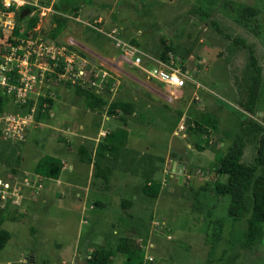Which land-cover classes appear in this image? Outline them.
I'll list each match as a JSON object with an SVG mask.
<instances>
[{"label": "rangeland", "instance_id": "obj_1", "mask_svg": "<svg viewBox=\"0 0 264 264\" xmlns=\"http://www.w3.org/2000/svg\"><path fill=\"white\" fill-rule=\"evenodd\" d=\"M116 1L81 4L77 16L65 15L66 22L55 37L51 36L50 14H26L18 22L20 33L23 37L40 35L58 45L70 44L71 35L86 44L92 41L91 36L102 40L109 53L107 59L95 64L93 58L89 61L96 66L97 76L104 74L102 81L95 76L98 86H90L107 100L97 109L110 119L102 127L126 132L130 127L133 142L141 141L140 148L149 145L150 149L122 153L123 148L117 146L106 161L110 169L103 173L110 176L105 182L78 159L79 146L83 145L78 135L87 133L78 123L86 120L91 125L98 115H70L64 110L52 116L49 107L44 110L37 104L35 121L25 139L0 142V176L14 174L29 178L32 184L21 190L23 195L0 193V227L10 233L0 249V264H92L91 249H116L120 244L142 248L143 264H264V234L251 247L243 246L248 214L232 213L231 197L212 190L220 176L213 166L215 157L227 150L241 121L253 116L261 125V130L246 140L243 162L254 160L258 140L264 137V0H139L135 4L118 0L121 6H116ZM32 16H37V23L27 28ZM99 17V25L124 23L129 33L126 37L135 35L139 47L150 56L157 57L164 46H170L189 78L186 85L168 90L137 67L121 62L111 39L84 23ZM5 34L8 37L12 32ZM238 38L253 46L261 68L253 115L238 105L246 97L253 73L247 49ZM70 45L75 48V43ZM75 49L84 55L77 46ZM39 61L42 67L47 59ZM143 62L149 60L144 57ZM39 71L38 101L52 100L54 84L61 89V98L73 93V84L51 71ZM117 100L132 102L135 112L124 114L114 109L109 114L108 104ZM121 115L127 119L121 120ZM57 117L60 125L48 127L47 122ZM202 118L209 121L203 125L206 133L195 129V120ZM65 127L76 133L62 131ZM39 130L49 139L43 144L32 134ZM144 131L142 140L138 136ZM126 142L130 144L126 138L124 146ZM131 150H136L133 156ZM46 153L70 164L71 168L60 172L62 183L33 173V163ZM146 178L160 181L154 198L141 193ZM126 198L131 205L122 206ZM93 200L102 203L96 205ZM122 260L117 254L107 263L121 264Z\"/></svg>", "mask_w": 264, "mask_h": 264}, {"label": "trees", "instance_id": "obj_2", "mask_svg": "<svg viewBox=\"0 0 264 264\" xmlns=\"http://www.w3.org/2000/svg\"><path fill=\"white\" fill-rule=\"evenodd\" d=\"M90 2H92V0H54V13L50 14L51 22L53 25L51 36L55 37L63 28L66 22V14L77 16L79 14L81 4ZM247 9H249L250 12L253 11L248 7ZM23 19L24 17L17 18L18 22ZM37 20V16H32L27 20L26 27H33L37 23ZM102 24L105 25L104 23ZM20 27L21 26H19V24L15 25L11 31V35L21 36ZM121 34L122 36L126 35V29H124ZM237 40L243 47L247 49L249 66L253 71V73L250 74V82L247 85L246 97L240 99L238 105L242 110L253 115L256 113L255 107H257V87L260 84L259 82L261 68L257 64L253 46L243 38H238ZM6 41V43L9 44L16 43L15 39L11 38L10 36L7 37ZM53 42L55 43V41ZM130 42L139 47L135 37H132L130 39ZM68 47L74 51L76 50L71 45H69ZM169 52L178 57L175 52L171 50L170 46H164L157 58L166 60L168 58L167 55ZM148 60L149 62L145 64L151 65L153 63L152 60ZM73 85V93L75 95L83 97L85 108L100 109L107 104L106 98L102 94L98 93L95 89H92L90 86L80 84ZM44 99L47 103V106L43 108L45 110L50 107L49 104L51 105L52 100L50 98ZM44 99L38 101V105L40 107L42 106L41 104L42 101L44 102ZM29 106L30 103L22 105L21 107L15 106V104L10 101V97L5 94L0 88V110H9L13 112L18 111L24 113L27 112ZM114 109H121L124 114H132L135 112L136 107L132 102L117 100L108 104L107 112L111 114L113 113ZM120 119L125 121L126 117L121 115ZM196 120L195 129L205 133L208 132L207 128L203 126L204 123L209 122L208 119L202 118L201 121L200 119L197 121ZM260 130L261 125L253 116L241 121L239 131L234 135V138L230 142L227 150L223 154L217 155L215 157V162L213 165L215 171L220 175L219 178L216 179L212 184L213 192L217 195H228L231 197L232 213L236 214L237 216L248 214L246 220L247 228L241 237L242 245L245 247H251L264 234V137L260 136L258 140L256 156L252 162L245 163L241 159L248 136L250 137V134H253L254 132H258ZM124 137L126 139V130L122 128H116L110 132L105 133L103 139L97 143V156L95 157V160L93 162L92 175H96L97 178H100L105 182L109 181L110 173H103L104 170L110 169L109 165L101 166L99 155H101L100 153H102L105 149L107 151L114 152L113 150L115 148H118L122 145L119 144L125 140ZM199 147L202 148L201 146ZM78 153V159L80 161H91V157L89 156L86 148L83 145L79 146ZM63 164L64 163L63 161H61L60 157L46 153L37 159L34 164L33 171L37 175L44 178L57 179L60 175ZM140 189L142 194L154 198L157 196L160 189V181L149 180L146 178L145 181L141 184ZM93 201L96 205L102 203L98 200ZM131 202L132 201L130 199H123L122 206L131 205ZM9 237V231L5 228L0 227V249H2ZM90 253L91 256L89 260L92 264H112L107 263V259L113 258L117 254H121L123 256L121 264H143L144 251L142 248L134 244H120L116 249L110 248L107 250L93 248L91 249Z\"/></svg>", "mask_w": 264, "mask_h": 264}, {"label": "built area", "instance_id": "obj_3", "mask_svg": "<svg viewBox=\"0 0 264 264\" xmlns=\"http://www.w3.org/2000/svg\"><path fill=\"white\" fill-rule=\"evenodd\" d=\"M53 1L0 0V88L10 97V101L15 106L21 107L30 103L27 112L24 113L0 110V142L24 140L28 127L35 121V111L40 95L38 91L41 80L39 68L51 71L71 84L98 86L99 82L95 79L98 75L95 71L96 67L89 66L76 51L68 47L73 43L71 39L68 45H57L53 41H46L40 35L23 37L9 34L16 43L5 44L7 42L5 32L12 31L18 24L17 18L22 9L28 8L27 15L38 13L45 16L54 13ZM78 20L84 21L79 18ZM100 20L97 18L92 22L85 21L84 23L111 39L114 48L119 52L121 62L137 67L148 77L167 87L168 90H178L186 85L189 78L181 71L180 61L173 53L169 52L166 60L149 56L140 47L130 42V39L135 36L129 38L126 35L122 36L121 32L125 26L120 24L99 25L97 23ZM41 57L47 59L46 65L42 67L39 61ZM144 57L151 59L153 63L146 65L143 62ZM97 77L102 81L104 74L102 78ZM96 91L99 92V89ZM41 105L43 109L47 103L42 102ZM177 173L181 174V170ZM22 178L11 174L6 177L0 176V193L22 194V189L32 185L29 178Z\"/></svg>", "mask_w": 264, "mask_h": 264}, {"label": "crops", "instance_id": "obj_4", "mask_svg": "<svg viewBox=\"0 0 264 264\" xmlns=\"http://www.w3.org/2000/svg\"><path fill=\"white\" fill-rule=\"evenodd\" d=\"M127 1L135 4V1L138 2L139 0H127ZM119 2L120 1H118V0L116 1V6H121V4H119ZM104 24L105 25H111V23H108V22H105ZM116 24L123 25V26H125V29H126V25L124 23L118 22V21H113L112 22V25H116ZM126 34H129V33H127V31H126ZM130 37H132V36L130 35ZM69 39L72 40L73 44L75 43V48L77 46L79 48V50L84 53V55H79V56L83 60H85L89 66L93 65L89 61H92L93 60L92 62H94V64H95V62H99L100 60H104L105 61L107 59V57H108L107 55L109 53H108L107 50H104L103 49L105 47L103 45L102 40H96L93 36H91L92 41H89V42L87 41L88 42L87 44H89V45H87L84 42L82 43L83 40L81 41L80 39H77L73 35H71V37H69ZM89 39H90V35L88 37V40ZM105 43L106 42H104V44ZM90 58H93V59L90 60ZM118 58H119V56H118ZM39 85H40V83H39ZM59 91H61V89L59 87H57L56 84H54L51 87L50 93L52 95V103H51V105H50L49 108H50V114L52 116L61 115L60 112H63L64 110H65L66 113H69L70 115L75 114L77 112H78L77 114H83V116H86V117L88 115L89 116L90 115L91 116L98 115L97 118L95 119V121H92V124L91 125L87 124V121L86 120H80L79 123H78V127H80V128H83V126L86 127V132H87V133H82V134H79L78 135V138H80L79 144L80 143L83 144V146L86 148V151L88 152L89 156L91 157V161L90 162H85V161H81V162L87 163L88 164V168L91 171L93 169V162L95 160V157L93 158L92 156L93 155L95 156L97 143L100 142L103 139L105 133L111 131V130L109 131L108 129H103V127H102L103 124L107 120H110L109 119V116L106 115V114H104V113L98 112L97 109H87V108H85L84 100H83V97L82 96H78V95H75L74 93H71V94H69V98H61V96L59 95ZM91 110H94V111H91ZM88 111H90L91 113H87ZM94 114H96V115H94ZM62 117L66 118L65 116H62ZM58 118L59 117H57V119ZM57 119L56 120H53V121L52 120H49L47 122L48 127L55 128L58 125V123L60 122V118H59V121H57ZM133 120L134 121H138L135 118ZM59 125H60V123H59ZM62 128H61L62 131L68 132L69 134L76 133V132H73L68 127H65L64 129H62ZM127 131L128 132H126V138H127L128 144L130 142L131 145L130 144L127 145V142H126V144L124 146L123 145L124 141L122 143H120L119 145L122 144L121 145V150L123 148L122 153H125V151L130 150V149H136V150L137 149H141L140 151L144 153L145 151L147 152L148 149H150V146L149 145H146L144 148L143 147L140 148L139 145L141 144L140 143L141 141L140 142H137V143H134L133 140H132V139H134V135H132V133L130 132V127H127ZM32 134H34V135L36 134L37 135L38 138L35 141H39L41 144H43L44 141L49 140L48 137H46V134L43 132V130H41V131L39 130V131H36V132H32ZM145 136H146V132L144 131V132H142V135H139L138 137L139 138L142 137V140H143V137H145ZM66 138L68 139V136H66ZM124 139H125V137H124ZM142 143L145 144L146 142L143 141ZM84 144L86 146H88L90 149H88ZM127 146H129V147L127 148ZM67 148H68V151L71 150V147L70 146H68ZM91 148H92V150H91ZM119 148H120V146H119ZM136 150H131L130 151V153L132 154V156H133V153ZM57 152H61V151H57ZM100 154L101 155H99L100 156L99 157L100 158L99 160L101 162V166H105L106 161L113 156V152L107 151L106 149L102 153H100ZM51 155H53V154H51ZM54 156H56V155H54ZM21 157H23V156L20 155V159H21ZM38 158L39 157H37V159ZM37 159H36V161H37ZM61 161H63V163H65V164H63L62 170L65 169V168H71L70 164L67 163V160L66 159H63L62 158ZM34 164L35 163H33V165H32V169L34 167ZM33 173L36 176H38L39 178H44L42 176L37 175L35 172H33ZM46 179H48L50 182L51 181H56V183H62L63 182L59 177L57 179H51V178H46ZM64 182L68 183L67 181H64ZM102 191H107V190L104 189ZM95 193L99 194L98 191H96ZM23 194H21V195H23ZM29 206L32 207V205H29Z\"/></svg>", "mask_w": 264, "mask_h": 264}, {"label": "water", "instance_id": "obj_5", "mask_svg": "<svg viewBox=\"0 0 264 264\" xmlns=\"http://www.w3.org/2000/svg\"><path fill=\"white\" fill-rule=\"evenodd\" d=\"M29 12L28 8H24L19 12V17L25 16ZM179 165V164H178ZM177 170V169H176ZM178 172V170H177ZM179 179H180V174H179Z\"/></svg>", "mask_w": 264, "mask_h": 264}]
</instances>
